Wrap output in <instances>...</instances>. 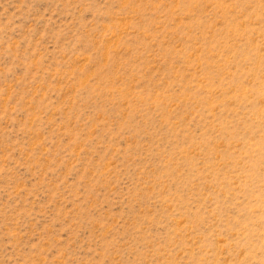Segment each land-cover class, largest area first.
<instances>
[{
	"label": "rangeland",
	"instance_id": "rangeland-1",
	"mask_svg": "<svg viewBox=\"0 0 264 264\" xmlns=\"http://www.w3.org/2000/svg\"><path fill=\"white\" fill-rule=\"evenodd\" d=\"M0 264H264V0H0Z\"/></svg>",
	"mask_w": 264,
	"mask_h": 264
}]
</instances>
